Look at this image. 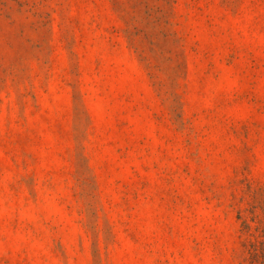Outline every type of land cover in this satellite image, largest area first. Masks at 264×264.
<instances>
[{"label":"rangeland","instance_id":"obj_1","mask_svg":"<svg viewBox=\"0 0 264 264\" xmlns=\"http://www.w3.org/2000/svg\"><path fill=\"white\" fill-rule=\"evenodd\" d=\"M0 264H264V0H0Z\"/></svg>","mask_w":264,"mask_h":264}]
</instances>
